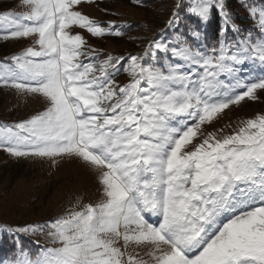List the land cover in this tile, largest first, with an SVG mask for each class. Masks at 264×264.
I'll use <instances>...</instances> for the list:
<instances>
[{
	"label": "snow or ice",
	"instance_id": "1",
	"mask_svg": "<svg viewBox=\"0 0 264 264\" xmlns=\"http://www.w3.org/2000/svg\"><path fill=\"white\" fill-rule=\"evenodd\" d=\"M93 2L19 0L22 11L0 13V39L30 41L0 62V88L42 105L0 124V151L53 167L77 162L99 194L50 224L14 229L46 232L53 246L34 257L21 249L8 264H264V115L205 127L264 91V8L244 4L258 35L230 43L228 27L240 29L223 0H191L197 40L219 10L215 44L151 41L125 58L102 57L81 34L124 35L83 11ZM177 19L173 11L168 26ZM157 52L172 62L158 64Z\"/></svg>",
	"mask_w": 264,
	"mask_h": 264
},
{
	"label": "rangeland",
	"instance_id": "2",
	"mask_svg": "<svg viewBox=\"0 0 264 264\" xmlns=\"http://www.w3.org/2000/svg\"><path fill=\"white\" fill-rule=\"evenodd\" d=\"M139 2L141 0H94L92 4H86L83 11L91 18L105 26L109 22H115L118 30L124 32L121 37H92L89 33L80 30L88 45L98 50L102 57L107 54L125 58L129 55H144L140 52L144 51L147 43L151 41L152 33L164 28L168 20L172 19V15L168 16V10L177 8L178 0H166L165 3L159 0L151 4L143 3L142 7H137ZM262 8L264 6L259 7ZM178 19L166 33L157 38L153 36L152 39L167 43L169 47L181 46L184 36L176 30ZM135 22L140 23L141 27L132 30L131 26ZM0 43H4L10 53L23 50L30 41L0 40ZM157 57L158 64L167 65L172 62L171 53L166 55L157 52ZM144 62L153 63L152 59L146 56ZM247 75L239 73L241 78ZM117 81L123 85L129 81V77L121 70ZM225 82L230 81L225 79ZM257 96L256 100L245 99L239 106L227 109L226 114H222L221 118L212 125L205 126L207 131L215 132L228 124L235 127L241 120L264 115V91H258ZM41 108L42 105L30 97L18 95L14 90L0 88L1 118L19 122ZM97 188V182L92 175L77 162L60 161L53 167L47 160L31 157L15 158L0 151V221L2 222L25 227L34 225L31 223L37 221L42 223L47 216L56 219L71 208L77 199L82 203L97 201L99 198ZM12 229L14 230L15 227ZM28 235L37 236L46 244H50V247L53 246L46 232ZM8 262L5 261L3 264Z\"/></svg>",
	"mask_w": 264,
	"mask_h": 264
},
{
	"label": "trees",
	"instance_id": "3",
	"mask_svg": "<svg viewBox=\"0 0 264 264\" xmlns=\"http://www.w3.org/2000/svg\"><path fill=\"white\" fill-rule=\"evenodd\" d=\"M159 0H142L141 4L137 7H142L143 3L144 4H151L153 2H157ZM164 1L163 3L166 2V0H160ZM127 2V1H126ZM224 6H225V11L229 13L230 16L233 17V19L236 22H240L242 26L246 25L247 18L244 17V13L247 11V7L244 6L246 3L250 7H253V5H256L257 2H261V0H223ZM191 3V0H178L179 7L177 9L178 13V21L179 24L177 26V31H180L183 36L184 40L182 41L183 43L186 41L189 44H192L195 46V42H199V44H202V37H200L198 40L192 37L189 33V28L192 27L195 23H198L197 18L194 16L190 15L187 12V7ZM13 5V1L10 0H0V12H4L5 9L11 7ZM164 5V4H163ZM173 10H168L169 15L171 16L173 13ZM242 16L244 19H242ZM222 17L219 14L218 9H214L210 20L208 21V30L204 34V40L206 43L210 46L216 43V41L219 39V34H220V28L222 24ZM202 26L203 24L200 25V31L202 32ZM140 26V23L135 22L132 24L131 29L135 30L138 29ZM127 29V28H125ZM156 36V32L152 33V36ZM12 53V52H10ZM8 52V48L4 43H0V62H3L6 57L10 54ZM1 118V117H0ZM52 219V217H45V220L42 221V223L33 222L31 224H34V226L39 225L42 226L44 225V222H49ZM15 229L18 227L16 225L10 224V223H5L0 221V263L3 260H12L15 258L17 253L23 249L24 251L28 252H33L35 254L36 250H39L42 247H38L37 243L39 240L37 236H32L28 235L26 233H18L13 231L12 228ZM32 249L33 251H31Z\"/></svg>",
	"mask_w": 264,
	"mask_h": 264
}]
</instances>
